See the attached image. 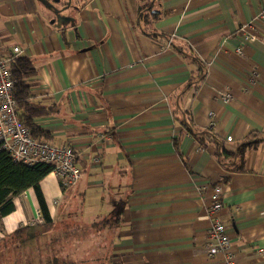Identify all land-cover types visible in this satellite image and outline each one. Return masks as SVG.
I'll return each instance as SVG.
<instances>
[{"label": "crops", "instance_id": "0c3cea01", "mask_svg": "<svg viewBox=\"0 0 264 264\" xmlns=\"http://www.w3.org/2000/svg\"><path fill=\"white\" fill-rule=\"evenodd\" d=\"M262 10L264 0H0V58L18 48L32 61L31 104L44 112L34 123L51 145L72 146L81 169L64 191L54 172L40 182L51 233L40 234L28 189L0 217V243L43 258L54 232L76 260L219 264L195 251L220 185L217 217L234 260L264 264V141L230 172L215 145L199 149L181 124L189 118L230 152L249 134L264 140ZM184 47L205 66L195 89Z\"/></svg>", "mask_w": 264, "mask_h": 264}, {"label": "trees", "instance_id": "16d2710c", "mask_svg": "<svg viewBox=\"0 0 264 264\" xmlns=\"http://www.w3.org/2000/svg\"><path fill=\"white\" fill-rule=\"evenodd\" d=\"M146 4L139 8L140 18L145 21L143 11ZM155 37V36H154ZM178 54L185 59H188L196 66V73L192 74L188 80L189 88H196L204 77V64L194 55L190 48L184 47L177 49ZM8 63V67L13 80V95L16 102V114L18 122L28 128L30 135L42 142H47L45 134L39 129L35 123L34 118L43 114L44 112L36 109L31 104L30 82L37 77L35 67L32 61L25 57L13 56ZM173 111V115H175ZM177 118V116H175ZM182 129L185 133L191 136L199 149H204L210 143L215 145V157L222 169L230 172H242L244 168V159L246 152L250 149H257L259 144L264 140L258 139L255 134H249L248 137L241 142L233 152L226 150L221 142H219L211 132H198L191 126V121L186 119L182 121ZM48 143V142H47ZM186 165V163H185ZM52 172V167L44 163H35L27 166L19 162H13L8 154L0 148V217L10 214L14 210L12 198L18 196L22 192L32 189L35 193L38 206L39 215L43 222L39 226L40 234L51 233L54 225L52 218L49 215L44 197L40 190V182L42 179ZM226 179H223L225 182ZM60 188L64 191L65 187L60 184ZM94 227V225H92ZM26 229V228H25ZM77 231L80 227L66 226L67 230ZM24 229H16L12 233V237L22 233ZM53 235L49 242H45L43 246V258H36L33 254L24 251L15 253L17 247L14 243L3 242L0 243V264H106L107 259H88L76 260L71 254L64 252V244L59 242V234ZM58 236V237H57ZM66 253V254H65Z\"/></svg>", "mask_w": 264, "mask_h": 264}, {"label": "built area", "instance_id": "2783aa9c", "mask_svg": "<svg viewBox=\"0 0 264 264\" xmlns=\"http://www.w3.org/2000/svg\"><path fill=\"white\" fill-rule=\"evenodd\" d=\"M258 18L264 24V10L260 11ZM252 40L245 36L244 43ZM264 45V36L261 39ZM13 56L20 53L18 48H13ZM242 55V50H236ZM12 56L0 58V148L4 150L13 162H19L27 166L35 163H44L52 167L59 183L63 187L74 185L81 176V169L76 163V154L70 145L55 146L42 142L30 135L28 128L18 122L16 114V102L13 95V80L8 67ZM231 96L226 92L221 100L228 102ZM211 117L212 114L210 113ZM231 141L230 137L226 139ZM212 203L207 210L212 223L205 234L203 246L195 252L201 253L208 258H219V264H238L230 250V241L226 228L218 213L222 209V188L220 185L213 187ZM35 222L42 224L43 220L39 213L36 214Z\"/></svg>", "mask_w": 264, "mask_h": 264}, {"label": "rangeland", "instance_id": "374dc122", "mask_svg": "<svg viewBox=\"0 0 264 264\" xmlns=\"http://www.w3.org/2000/svg\"><path fill=\"white\" fill-rule=\"evenodd\" d=\"M144 4H145V3H144ZM146 5H148V4L146 3ZM146 7H147V6H146ZM79 179H80V178H79ZM79 179H78V180H79ZM71 186H72V185H71ZM68 187H69V186H68ZM73 244H75V243H73ZM73 244H68V245H67V248L69 247V248H71V250H73L74 248L77 249V247H73V246H72ZM71 246H72V247H71ZM74 246H76V245H74ZM85 246H87V244H85ZM26 251H27V250H26Z\"/></svg>", "mask_w": 264, "mask_h": 264}]
</instances>
